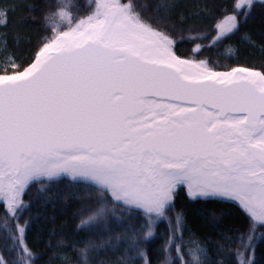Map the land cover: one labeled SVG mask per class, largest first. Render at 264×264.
<instances>
[{"label": "snow or ice", "instance_id": "obj_1", "mask_svg": "<svg viewBox=\"0 0 264 264\" xmlns=\"http://www.w3.org/2000/svg\"><path fill=\"white\" fill-rule=\"evenodd\" d=\"M257 18L264 41V0L0 5V264H153L157 240L156 264H264ZM182 191L205 221L232 205L241 227L213 239L169 217ZM82 193L95 203L75 234L39 248L40 209Z\"/></svg>", "mask_w": 264, "mask_h": 264}, {"label": "trees", "instance_id": "obj_2", "mask_svg": "<svg viewBox=\"0 0 264 264\" xmlns=\"http://www.w3.org/2000/svg\"><path fill=\"white\" fill-rule=\"evenodd\" d=\"M30 3H35L37 5L43 4L45 0H28ZM76 3L83 4L84 0H75ZM151 2V0H150ZM7 3H23V0H0V5H4ZM21 14L28 15V11L26 8H22L15 13H13V19L18 18ZM39 15V13H36ZM259 14H257L258 16ZM35 26V25H33ZM3 30V29H0ZM259 30V19L255 21L254 28V36L253 39L257 43H261V37L258 34ZM187 35V34H186ZM36 37H34L35 39ZM193 45L190 43H183L180 45V50L182 53H188V50L192 48ZM214 52H206L205 55H214ZM242 59H251L253 61H259L261 58V53L259 49L249 48L248 51L241 57ZM37 186L32 188V191L26 196V199L30 202H35L36 194H37ZM53 191H56L53 189ZM63 195V193H59ZM85 197L83 199H70L67 201L64 206L65 210H60V204H48L45 209H40L42 215L48 217L47 222L45 223L43 220L39 221L36 227L35 232L31 234V238L33 240H37V246L41 249H44L47 245V242L51 240L53 243H56L61 238V234L67 238H71L75 234L76 225L79 223L77 218V213L83 211L85 215L88 214L89 205H94L95 196L92 195V198H87L88 194L82 193ZM202 203L197 204L189 201L184 192L182 191L179 199L176 201V206L173 212L169 213V217H173L174 213L177 211H184L187 213L186 225L190 227L193 231L199 232L201 235H206L210 238L216 239L218 238L217 233L220 230H227L228 228H238L241 227V222L234 219L236 216V211L233 209L232 205L229 204H218V203H210L207 207L215 208L217 210V214L219 215L221 211L224 212V215L218 219L214 220L209 217L207 221L201 219L199 215L194 211L200 207H204ZM36 209L34 208V211ZM3 213V207L0 205V215ZM214 225H218V227H214ZM167 225L165 223H160L158 225V231L162 234ZM119 231V230H118ZM259 231L264 232V229H260ZM187 235V233H185ZM99 240L98 237H94ZM163 243L162 240H157L154 244L151 245L153 250V264H156L155 258V249H158L160 245ZM83 245H81L82 247ZM123 255V253H116L115 255H101L97 257V264L100 260H115L118 256ZM257 256H264V244H259L257 247ZM47 258V257H46Z\"/></svg>", "mask_w": 264, "mask_h": 264}]
</instances>
